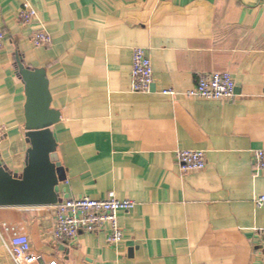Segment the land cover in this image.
<instances>
[{"label": "crops", "instance_id": "0c3cea01", "mask_svg": "<svg viewBox=\"0 0 264 264\" xmlns=\"http://www.w3.org/2000/svg\"><path fill=\"white\" fill-rule=\"evenodd\" d=\"M25 1L0 0V162L16 175L26 166L20 60L46 70L61 115L51 129L61 191L136 206L118 215L117 247L109 230L56 241L54 207L0 208V264H17L4 224L29 237L32 264H262L264 207L254 199L264 173L255 175L253 153L264 150V0H29L38 17L24 26ZM40 30L47 48L33 45ZM138 47L153 64L151 93L132 91ZM206 73L230 74L235 97L185 96ZM179 150L205 152L206 168L183 172Z\"/></svg>", "mask_w": 264, "mask_h": 264}, {"label": "built area", "instance_id": "2783aa9c", "mask_svg": "<svg viewBox=\"0 0 264 264\" xmlns=\"http://www.w3.org/2000/svg\"><path fill=\"white\" fill-rule=\"evenodd\" d=\"M38 13L32 3L27 0L18 14V22L29 26L37 19ZM6 36L0 31V51L4 48ZM52 44V37L46 30H40L33 35V45L36 48H47ZM132 91L135 93H151L154 85L153 64L144 48H135L131 71ZM233 77L227 73L202 74L195 87L184 93L188 98L198 97L209 101L232 100L236 93ZM166 96H178L173 90L163 91ZM4 129L0 128V136ZM255 175L264 173V150L253 153ZM175 158L183 172H200L206 168V153L203 151L179 150ZM257 208L264 207V196L254 199ZM136 203L131 200H120L115 193H110L106 199L94 200L89 197L70 199L54 206L55 228L53 237L58 242H71L81 233L98 234L109 230L108 243L119 246L123 241V228L119 221L120 212H129ZM5 231L12 235L6 243L10 254L17 264H32L38 260L33 251L29 237L14 225H3ZM261 263L264 264V249L261 253ZM56 264V263H52Z\"/></svg>", "mask_w": 264, "mask_h": 264}, {"label": "water", "instance_id": "95a60500", "mask_svg": "<svg viewBox=\"0 0 264 264\" xmlns=\"http://www.w3.org/2000/svg\"><path fill=\"white\" fill-rule=\"evenodd\" d=\"M17 65L26 87L29 149L22 175L11 173L0 162V208L54 207L71 199L65 189L61 191L67 175L51 130L60 122L61 115L51 109L46 70H31L20 60Z\"/></svg>", "mask_w": 264, "mask_h": 264}]
</instances>
